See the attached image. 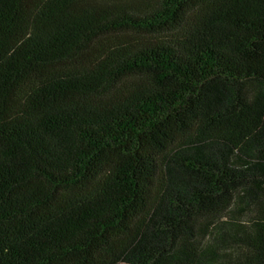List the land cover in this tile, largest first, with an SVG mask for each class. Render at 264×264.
<instances>
[{
	"label": "trees",
	"instance_id": "obj_1",
	"mask_svg": "<svg viewBox=\"0 0 264 264\" xmlns=\"http://www.w3.org/2000/svg\"><path fill=\"white\" fill-rule=\"evenodd\" d=\"M0 264H264V0H0Z\"/></svg>",
	"mask_w": 264,
	"mask_h": 264
}]
</instances>
